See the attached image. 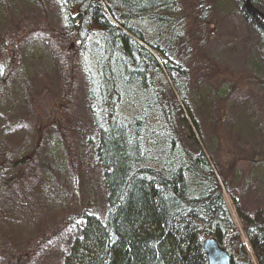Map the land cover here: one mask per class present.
Returning a JSON list of instances; mask_svg holds the SVG:
<instances>
[{"label":"rangeland","instance_id":"374dc122","mask_svg":"<svg viewBox=\"0 0 264 264\" xmlns=\"http://www.w3.org/2000/svg\"><path fill=\"white\" fill-rule=\"evenodd\" d=\"M177 1L194 53L186 103L199 145L187 143L209 159L241 232L238 211L264 209V35L236 0ZM62 23L53 0H0V264H62L76 235L63 207L105 214L86 81ZM55 242L66 244L49 251Z\"/></svg>","mask_w":264,"mask_h":264},{"label":"trees","instance_id":"16d2710c","mask_svg":"<svg viewBox=\"0 0 264 264\" xmlns=\"http://www.w3.org/2000/svg\"><path fill=\"white\" fill-rule=\"evenodd\" d=\"M53 2L75 35L68 43L86 81L106 190L102 220L84 213L78 224L71 202L61 210L73 215L64 223L76 232L62 264H207V238L226 250L231 264H264V209L238 211L244 242L209 159L187 143L199 145L186 103L194 53L177 31L184 26L176 19L178 1ZM65 244L55 242L49 251Z\"/></svg>","mask_w":264,"mask_h":264},{"label":"water","instance_id":"95a60500","mask_svg":"<svg viewBox=\"0 0 264 264\" xmlns=\"http://www.w3.org/2000/svg\"><path fill=\"white\" fill-rule=\"evenodd\" d=\"M241 8L254 24L264 30V14L253 5L251 0H240ZM203 250L207 258V264H230L229 256L214 239L204 242Z\"/></svg>","mask_w":264,"mask_h":264},{"label":"bare ground","instance_id":"6f19581e","mask_svg":"<svg viewBox=\"0 0 264 264\" xmlns=\"http://www.w3.org/2000/svg\"><path fill=\"white\" fill-rule=\"evenodd\" d=\"M227 205V204H226ZM228 207V206H227ZM224 249V248H223ZM224 251L226 252V250L224 249ZM226 254L229 256V260H230V255L226 252ZM230 264H231V260H230Z\"/></svg>","mask_w":264,"mask_h":264}]
</instances>
